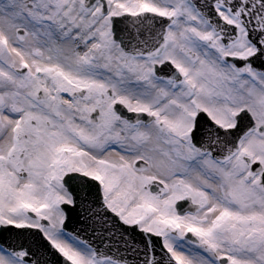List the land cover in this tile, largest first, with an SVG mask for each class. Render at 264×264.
Wrapping results in <instances>:
<instances>
[{"label": "snow or ice", "instance_id": "1", "mask_svg": "<svg viewBox=\"0 0 264 264\" xmlns=\"http://www.w3.org/2000/svg\"><path fill=\"white\" fill-rule=\"evenodd\" d=\"M0 264H264V0H0Z\"/></svg>", "mask_w": 264, "mask_h": 264}]
</instances>
